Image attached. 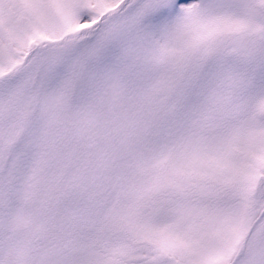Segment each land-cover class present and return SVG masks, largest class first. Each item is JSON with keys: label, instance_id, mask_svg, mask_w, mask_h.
<instances>
[{"label": "snow or ice", "instance_id": "snow-or-ice-1", "mask_svg": "<svg viewBox=\"0 0 264 264\" xmlns=\"http://www.w3.org/2000/svg\"><path fill=\"white\" fill-rule=\"evenodd\" d=\"M0 264H264V0H0Z\"/></svg>", "mask_w": 264, "mask_h": 264}]
</instances>
